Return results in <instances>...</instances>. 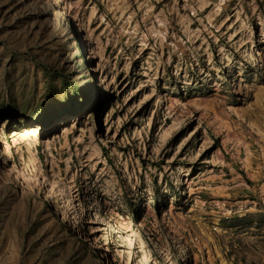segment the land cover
I'll list each match as a JSON object with an SVG mask.
<instances>
[{"label":"rangeland","instance_id":"obj_1","mask_svg":"<svg viewBox=\"0 0 264 264\" xmlns=\"http://www.w3.org/2000/svg\"><path fill=\"white\" fill-rule=\"evenodd\" d=\"M111 263L264 264V0H0V264Z\"/></svg>","mask_w":264,"mask_h":264},{"label":"bare ground","instance_id":"obj_2","mask_svg":"<svg viewBox=\"0 0 264 264\" xmlns=\"http://www.w3.org/2000/svg\"><path fill=\"white\" fill-rule=\"evenodd\" d=\"M91 46V45H90ZM92 49H93V47H92ZM94 51V53L95 54H97L96 53V51L95 50H93ZM95 56V55H94ZM254 60H255V58H254ZM3 125V124H2ZM65 130V129H64ZM2 149H4V150H6V145L5 144H3V148ZM59 213V216L61 217L62 215H61V213L60 212H58ZM79 216V215H78ZM64 217V216H63ZM72 218V217H71ZM75 218V217H74ZM74 220V219H73ZM75 220H77V219H75ZM70 221V220H69ZM76 222V221H75ZM81 222V221H80ZM78 234V236H80V238L82 239V241H84L87 245H92V246H94V247H97L98 246V244L96 243V241H95V239H94V237H92V236H86L85 234H83L80 230H79V232L77 233ZM94 250V249H93ZM96 252V251H95ZM94 254V251H91V253L90 254ZM95 258H96V256H94ZM105 257V256H104ZM98 258V260L97 261H99V260H101V257H97ZM103 259V258H102ZM106 260V259H105ZM103 261V260H102ZM104 262V261H103ZM112 264V263H111ZM121 264V263H120Z\"/></svg>","mask_w":264,"mask_h":264}]
</instances>
